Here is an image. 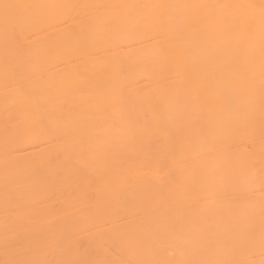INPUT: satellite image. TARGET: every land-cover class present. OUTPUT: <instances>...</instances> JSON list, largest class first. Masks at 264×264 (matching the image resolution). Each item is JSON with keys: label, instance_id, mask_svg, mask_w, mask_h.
<instances>
[{"label": "bare ground", "instance_id": "bare-ground-1", "mask_svg": "<svg viewBox=\"0 0 264 264\" xmlns=\"http://www.w3.org/2000/svg\"><path fill=\"white\" fill-rule=\"evenodd\" d=\"M34 244L264 264V0H0V264Z\"/></svg>", "mask_w": 264, "mask_h": 264}, {"label": "rangeland", "instance_id": "rangeland-1", "mask_svg": "<svg viewBox=\"0 0 264 264\" xmlns=\"http://www.w3.org/2000/svg\"><path fill=\"white\" fill-rule=\"evenodd\" d=\"M33 246H34V247H33V249H34L37 245L34 244ZM37 249H38V246L36 247V250H37ZM36 250L34 249V252H33V251L31 252L32 254L34 253V255H36V257H35L34 255H32V256H34V258H33L34 261L32 260V264H37V263H38V262H37V259H36L37 256H38V255H37L38 253H36V252H39V251H38V250L36 251ZM35 253H36V254H35ZM35 260H36V261H35Z\"/></svg>", "mask_w": 264, "mask_h": 264}]
</instances>
